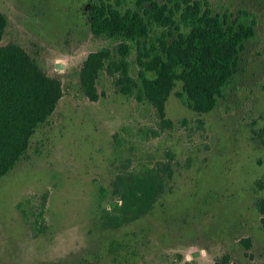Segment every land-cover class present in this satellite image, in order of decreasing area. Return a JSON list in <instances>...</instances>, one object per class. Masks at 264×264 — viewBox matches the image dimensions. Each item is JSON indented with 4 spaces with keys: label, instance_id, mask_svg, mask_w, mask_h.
<instances>
[{
    "label": "rangeland",
    "instance_id": "374dc122",
    "mask_svg": "<svg viewBox=\"0 0 264 264\" xmlns=\"http://www.w3.org/2000/svg\"><path fill=\"white\" fill-rule=\"evenodd\" d=\"M97 1L0 0L8 18L1 44L22 46L64 91L0 179V264H263L256 203L264 197V0H207L228 22L254 26L255 35L212 111L193 110L176 81L165 104L172 128H163L138 87L117 84L121 72L108 61L99 99L83 93L85 61L102 50L123 58L141 84L136 43L126 42L122 56L121 39L92 32ZM110 2L121 12L140 9L138 0ZM154 29L157 41L164 30ZM168 161L173 177L150 212L116 227L127 217L116 210L123 206L117 175Z\"/></svg>",
    "mask_w": 264,
    "mask_h": 264
},
{
    "label": "trees",
    "instance_id": "16d2710c",
    "mask_svg": "<svg viewBox=\"0 0 264 264\" xmlns=\"http://www.w3.org/2000/svg\"><path fill=\"white\" fill-rule=\"evenodd\" d=\"M137 6L140 9L121 12L110 0H98L90 8V25L97 36L121 39L118 49L122 56L130 49L126 42L136 43L141 84L132 80L123 58L102 50L90 53L85 61L83 93L92 101L99 99L97 80L108 61L121 72L117 84H134L157 108L163 128L174 126L166 117L165 104L176 81L183 83L193 110L212 111L239 70L240 53L254 37V26L228 22L214 13L207 0H138ZM7 26L8 18L0 12V179L24 157L33 134L49 121L64 93L61 81L49 76L22 46L1 44ZM154 26L164 30L157 41ZM111 75L115 76L113 71ZM168 156L173 158L171 153ZM172 177L169 161L119 173L113 187L123 206L116 210L127 217L115 226L150 212ZM47 199L45 193L41 218ZM256 206L264 228V197Z\"/></svg>",
    "mask_w": 264,
    "mask_h": 264
},
{
    "label": "water",
    "instance_id": "95a60500",
    "mask_svg": "<svg viewBox=\"0 0 264 264\" xmlns=\"http://www.w3.org/2000/svg\"><path fill=\"white\" fill-rule=\"evenodd\" d=\"M59 67H62V65H58Z\"/></svg>",
    "mask_w": 264,
    "mask_h": 264
}]
</instances>
